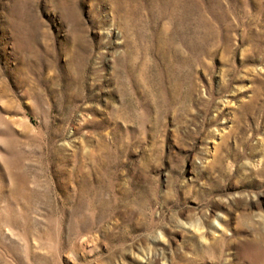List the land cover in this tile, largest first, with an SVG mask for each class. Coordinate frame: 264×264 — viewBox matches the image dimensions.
<instances>
[{"label": "rangeland", "instance_id": "374dc122", "mask_svg": "<svg viewBox=\"0 0 264 264\" xmlns=\"http://www.w3.org/2000/svg\"><path fill=\"white\" fill-rule=\"evenodd\" d=\"M0 264H264V0H0Z\"/></svg>", "mask_w": 264, "mask_h": 264}]
</instances>
